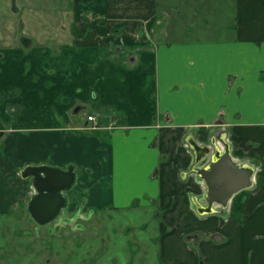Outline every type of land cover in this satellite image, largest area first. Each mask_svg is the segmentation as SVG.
<instances>
[{
    "label": "crops",
    "instance_id": "0c3cea01",
    "mask_svg": "<svg viewBox=\"0 0 264 264\" xmlns=\"http://www.w3.org/2000/svg\"><path fill=\"white\" fill-rule=\"evenodd\" d=\"M230 1L236 8H220ZM54 2L45 17L53 24L65 12L66 24L51 40L37 41L21 19L28 45L0 47V109L18 108L15 122L1 113L0 197L26 165L73 166V210L153 211L141 227L154 228L157 248L137 264H264V0ZM201 5L228 20L222 36L198 33ZM32 7L41 8L25 14L38 25ZM221 138L254 166L253 185L223 213L199 216L188 142ZM20 179L19 207L31 194L30 179Z\"/></svg>",
    "mask_w": 264,
    "mask_h": 264
},
{
    "label": "rangeland",
    "instance_id": "374dc122",
    "mask_svg": "<svg viewBox=\"0 0 264 264\" xmlns=\"http://www.w3.org/2000/svg\"><path fill=\"white\" fill-rule=\"evenodd\" d=\"M54 1L55 6L65 7L64 0ZM25 2L15 0L13 6L11 0H0V47L5 41L8 45L15 42L21 31V19L27 31L33 33L37 41L45 42L54 37V29L57 30L59 25L66 24L65 12L60 13L53 24L51 20H47L44 11L46 0H25ZM230 2H222L219 6L225 11L230 10L227 9L228 6L232 9L236 8V4H233V1ZM29 3L41 7L38 13L36 8H30L34 10L33 15L37 17L38 25H35V19L31 14H25L28 13ZM15 6L23 8L20 12H16L13 9ZM199 9L201 13L198 19L195 18L199 23L198 33L204 30L206 38L222 36V25L228 20L217 15L210 18L208 11L202 5ZM224 16L226 17V14ZM89 19H94L91 14ZM92 22L99 25L98 21ZM186 24H188L187 18L182 20L181 25ZM3 26L5 29H2ZM196 30L194 29V32ZM187 37L193 36L187 35ZM56 56H59L58 52ZM13 93H15V88H10L6 94L11 96ZM1 96L4 94L0 93V101ZM14 104H10L8 111L4 112V109H0V118L7 114L10 120L15 122L14 118L18 113V108ZM15 125L20 127L19 122ZM79 128L82 130L81 127ZM1 167L4 170L3 166ZM2 179L4 178L0 173L1 189ZM6 185L7 190L11 192L4 195L6 199L0 197L1 205L4 204L0 207V264H130L131 262L137 264L143 257L142 250L154 251L157 248V244L151 238L154 228L141 227V224L145 222L149 224L153 222H150L153 220V211L143 209L96 211L93 209L90 212H80L69 206L63 209L53 221L40 225L31 220L24 205L19 207L18 203L17 205L14 203L17 194L15 191L22 193V195L17 194L22 199L26 190V185L19 178L18 172L12 175L11 179L6 180ZM14 204L16 206H13Z\"/></svg>",
    "mask_w": 264,
    "mask_h": 264
},
{
    "label": "water",
    "instance_id": "95a60500",
    "mask_svg": "<svg viewBox=\"0 0 264 264\" xmlns=\"http://www.w3.org/2000/svg\"><path fill=\"white\" fill-rule=\"evenodd\" d=\"M11 1L14 6L15 0ZM3 133L4 126L0 123V136ZM221 142L222 145L214 139L205 144L193 139L188 142L194 155L190 172L196 174L206 187L203 202H194L200 215L223 213L238 191L253 185L254 166L235 160L229 143L222 138ZM19 173L22 178L30 179L33 191L28 198L27 210L32 219L41 225L54 220L67 206L65 192L75 183L73 166L62 169L48 164L26 165Z\"/></svg>",
    "mask_w": 264,
    "mask_h": 264
},
{
    "label": "flooded vegetation",
    "instance_id": "af4514ba",
    "mask_svg": "<svg viewBox=\"0 0 264 264\" xmlns=\"http://www.w3.org/2000/svg\"><path fill=\"white\" fill-rule=\"evenodd\" d=\"M18 1V0H17ZM15 9H16V12H20L21 11V7L19 6H15ZM20 27H21V31H20V35L18 34L17 35V42H18V44H20V45H28V43L30 42V40H28L27 38H22V36H21V32H22V22H21V20H20ZM19 40H20V42H19ZM210 141V140H209ZM207 143V142H206ZM205 144V143H204ZM233 157V156H232ZM234 158V157H233ZM235 159V158H234ZM193 160H194V156H193ZM235 160H237V159H235ZM191 175L192 176H194L195 177V179H197L196 181L198 182V183H201V185H202V193H203V199L202 200H204V194H205V191H206V187H205V184H204V182L201 180V179H199L198 177H197V175L196 174H194V173H191ZM19 177L20 178H22V176H21V174L19 173ZM27 179H29V178H27ZM246 189V188H245ZM241 190H243V189H241ZM240 190V191H241ZM70 191H71V188L69 189V190H67L65 193H66V196H67V206L65 207V208H67V207H69V203H68V196H69V194H70ZM239 192V191H238ZM237 192V193H238ZM231 200V199H230ZM203 202V201H202ZM230 202V201H229ZM25 206V209L27 210V204L26 205H24ZM228 207V206H227ZM227 207H226V209H227ZM65 208H63V209H65ZM63 209L60 211V213L59 214H61L62 213V211H63ZM225 209V210H226ZM224 210V211H225ZM27 212H28V210H27ZM29 213V212H28ZM197 213V212H196ZM58 214V215H59ZM198 214V213H197ZM199 216H205V215H200V214H198ZM207 215H209V214H207ZM58 217V216H57ZM31 220L32 221H34L33 219H32V217H31ZM53 221V220H52ZM34 222H36V221H34ZM51 222V221H50ZM37 223V222H36ZM49 223V222H48ZM48 223H46V224H48ZM39 224V223H38ZM41 225V224H40ZM43 225H45V224H43ZM217 235H219V233H218V231H215V232H212V233H210L209 234V236H210V238H212V239H218V240H220L221 238H219V236H217ZM47 264V263H46Z\"/></svg>",
    "mask_w": 264,
    "mask_h": 264
},
{
    "label": "built area",
    "instance_id": "2783aa9c",
    "mask_svg": "<svg viewBox=\"0 0 264 264\" xmlns=\"http://www.w3.org/2000/svg\"><path fill=\"white\" fill-rule=\"evenodd\" d=\"M86 118H87L88 121H93V122H95V120H96V116L93 115V114H89V115H87Z\"/></svg>",
    "mask_w": 264,
    "mask_h": 264
}]
</instances>
